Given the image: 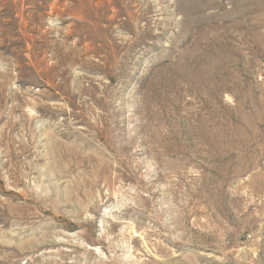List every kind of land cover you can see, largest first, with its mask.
I'll return each instance as SVG.
<instances>
[{
    "label": "rangeland",
    "instance_id": "rangeland-1",
    "mask_svg": "<svg viewBox=\"0 0 264 264\" xmlns=\"http://www.w3.org/2000/svg\"><path fill=\"white\" fill-rule=\"evenodd\" d=\"M0 264H264V0H0Z\"/></svg>",
    "mask_w": 264,
    "mask_h": 264
},
{
    "label": "bare ground",
    "instance_id": "bare-ground-1",
    "mask_svg": "<svg viewBox=\"0 0 264 264\" xmlns=\"http://www.w3.org/2000/svg\"><path fill=\"white\" fill-rule=\"evenodd\" d=\"M104 216L106 217V215H104ZM89 248L92 249V250H95V251H96V249H97L98 247L89 246Z\"/></svg>",
    "mask_w": 264,
    "mask_h": 264
}]
</instances>
